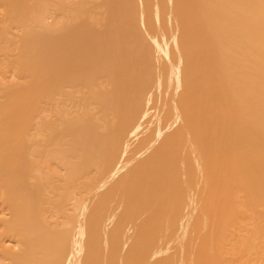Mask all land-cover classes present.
<instances>
[{
    "label": "bare ground",
    "instance_id": "bare-ground-1",
    "mask_svg": "<svg viewBox=\"0 0 264 264\" xmlns=\"http://www.w3.org/2000/svg\"><path fill=\"white\" fill-rule=\"evenodd\" d=\"M0 76L2 264H264V0H0Z\"/></svg>",
    "mask_w": 264,
    "mask_h": 264
},
{
    "label": "rangeland",
    "instance_id": "rangeland-1",
    "mask_svg": "<svg viewBox=\"0 0 264 264\" xmlns=\"http://www.w3.org/2000/svg\"><path fill=\"white\" fill-rule=\"evenodd\" d=\"M0 78H3L2 76H0ZM11 78V81L13 80L12 79V77H10ZM4 80V82H5V80L6 79H3ZM14 80H16V78L14 79ZM0 81L2 82V80L0 79ZM10 81V80H9ZM3 82V83H4ZM7 218V212L5 211V210H3V208L0 206V220L2 219V218ZM5 236V235H4ZM8 236H6V238L5 237H3V238H0V241H2V242H0V244H3L2 245V247L3 246H7V247H9V250H10V248H12V249H14L15 248V244L12 242L13 241V237H11L10 236V240L7 238ZM2 239V240H1ZM16 238L14 237V240H15ZM18 241V240H17ZM17 241H14L15 243L17 242ZM18 243V242H17ZM20 244L18 243V244H16V246H19ZM1 247V245H0V249H3ZM20 248V247H19ZM5 249V248H4ZM15 249H17V247L15 248ZM7 250V249H6ZM19 250V249H18ZM16 251V250H15ZM0 264H2L3 262H2V260L4 261L5 259L4 258H1L0 257ZM7 261H9V260H7ZM5 262H6V260H5ZM9 262H11V261H9ZM5 264V263H4ZM8 264H10V263H8Z\"/></svg>",
    "mask_w": 264,
    "mask_h": 264
}]
</instances>
